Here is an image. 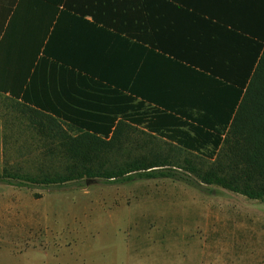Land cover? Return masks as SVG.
I'll return each instance as SVG.
<instances>
[{"label": "crops", "instance_id": "1", "mask_svg": "<svg viewBox=\"0 0 264 264\" xmlns=\"http://www.w3.org/2000/svg\"><path fill=\"white\" fill-rule=\"evenodd\" d=\"M68 1L51 24L17 3L0 24L1 174L7 151L38 150L37 112L105 134L144 112L220 110V69L250 59L258 0Z\"/></svg>", "mask_w": 264, "mask_h": 264}, {"label": "rangeland", "instance_id": "2", "mask_svg": "<svg viewBox=\"0 0 264 264\" xmlns=\"http://www.w3.org/2000/svg\"><path fill=\"white\" fill-rule=\"evenodd\" d=\"M136 130L120 161L152 146ZM39 154L7 151L4 167L63 170L62 159ZM181 172L191 183L97 179L27 188L0 179V264H264V203Z\"/></svg>", "mask_w": 264, "mask_h": 264}, {"label": "trees", "instance_id": "3", "mask_svg": "<svg viewBox=\"0 0 264 264\" xmlns=\"http://www.w3.org/2000/svg\"><path fill=\"white\" fill-rule=\"evenodd\" d=\"M2 1L0 24L16 3L18 9L33 6L46 12L51 24L65 0ZM36 17L40 21V13ZM249 42V60L228 64L227 71L220 69V110L144 112L139 118L129 116L105 134L84 127L69 134L51 116L45 117V128L40 124L44 117H38L43 114L36 111L38 116L31 120L40 136L33 144L40 151L38 157L62 159L63 170L32 175L4 167L0 179L27 188L97 179L111 184L160 179L189 184L184 171L204 185L264 203V0H258L257 22ZM143 123L142 129L139 124ZM134 128H141L136 131L152 146L146 153L120 161L121 153L131 149L129 133Z\"/></svg>", "mask_w": 264, "mask_h": 264}]
</instances>
